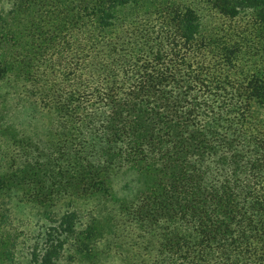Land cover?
<instances>
[{"label":"trees","instance_id":"trees-1","mask_svg":"<svg viewBox=\"0 0 264 264\" xmlns=\"http://www.w3.org/2000/svg\"><path fill=\"white\" fill-rule=\"evenodd\" d=\"M10 1L26 51L0 53V86L47 128L28 136L0 109L21 158L0 192L24 188L52 224L31 262L101 264L116 202L129 264H264V0ZM123 170L130 198L112 189Z\"/></svg>","mask_w":264,"mask_h":264},{"label":"rangeland","instance_id":"rangeland-1","mask_svg":"<svg viewBox=\"0 0 264 264\" xmlns=\"http://www.w3.org/2000/svg\"><path fill=\"white\" fill-rule=\"evenodd\" d=\"M188 1L191 2L192 0ZM10 7V0H0V14L2 12L4 13L5 21L3 29L4 35L0 39V53L5 57H9L11 53L23 54L26 51L22 38L17 34L18 32L16 31L12 17L8 14ZM199 9L205 10V6L200 4ZM242 18H244L245 22L246 20H251V18H247L246 16H242ZM25 98L27 97L22 94H15V91L7 84L0 86V109H3L5 106V108H8L9 123L18 126L20 129H28V136H38L43 140L46 138L47 128L41 121H35L36 123L32 121L29 103L26 101H22V103L18 101L19 99ZM9 138L10 136L8 135H2L0 137V153H4L0 154V174L10 168L13 159L16 161L21 159L16 158L18 154H11V150H7L6 144L13 146ZM137 180L138 178L135 173L123 170L114 177L112 183L113 192L118 198H130L140 188ZM18 189L20 191V189L24 188L11 186L9 190L6 189L0 192V264H33L30 257L31 248L37 245L41 250L48 246V234L52 224L44 216L45 209L40 204L26 198L22 192H18ZM93 205L94 203L92 202H82L79 205L84 216L83 222H88V219H86L88 217L86 216L93 209ZM116 206H118L116 202L102 205L105 212L103 225L106 226L107 239L105 238L99 245L100 250L104 252L100 259L101 264H129L128 256H130V253L127 251L125 245L129 240L136 244L137 236L131 238V235H128L130 232L127 231V225L119 232L117 230L113 231L114 226L112 228L110 227V225L117 224V220L114 217L115 213L113 216H108L110 211L116 209ZM56 209L61 210V205H58ZM63 210L62 208L61 211ZM124 230L126 231L124 232ZM112 235L115 237L113 238ZM108 242H111V244L112 242L113 244L114 242L121 243L120 245L123 247L116 248L113 245V247L109 248L110 245L108 246ZM138 242V247L141 248L142 242ZM67 249L65 257L74 256V249L69 247ZM5 253H9V255H5ZM64 264L90 263L78 255L74 263L68 262Z\"/></svg>","mask_w":264,"mask_h":264}]
</instances>
